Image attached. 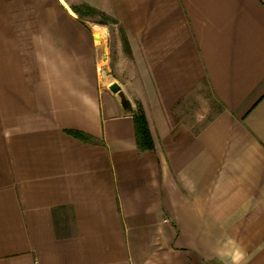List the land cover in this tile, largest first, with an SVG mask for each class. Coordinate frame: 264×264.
Here are the masks:
<instances>
[{"label":"crops","instance_id":"0c3cea01","mask_svg":"<svg viewBox=\"0 0 264 264\" xmlns=\"http://www.w3.org/2000/svg\"><path fill=\"white\" fill-rule=\"evenodd\" d=\"M0 264H264V0H0Z\"/></svg>","mask_w":264,"mask_h":264},{"label":"trees","instance_id":"16d2710c","mask_svg":"<svg viewBox=\"0 0 264 264\" xmlns=\"http://www.w3.org/2000/svg\"><path fill=\"white\" fill-rule=\"evenodd\" d=\"M73 11L75 14H77L79 17H84L85 13H88L92 16L100 17L102 20H104L102 23H99L100 25L107 26V25H117V22L111 18H109L104 13L93 9L87 5H83L80 7H73ZM134 124H135V132H136V141L137 145L140 151H152L154 150V142L149 130L148 122L145 117V114L143 112V109L141 106L138 107V110L136 113H134ZM70 135L84 140L88 137L85 136L82 133L77 132H69Z\"/></svg>","mask_w":264,"mask_h":264},{"label":"rangeland","instance_id":"374dc122","mask_svg":"<svg viewBox=\"0 0 264 264\" xmlns=\"http://www.w3.org/2000/svg\"><path fill=\"white\" fill-rule=\"evenodd\" d=\"M85 16L84 17H82L83 19H88V21H90L91 23H97V24H99V23H102L104 20H102L100 17H97V16H92V15H90V14H88V13H85L84 14ZM100 25V24H99ZM102 26V25H101ZM101 26H98L97 28H96V33L98 34H101V36H102V45L104 46L105 45V43H106V39L107 38H109V36H108V34H107V30H106V28H104V27H101ZM108 27H110V28H113V25L112 24H110V25H107ZM102 74H103V72H102ZM137 110H138V107H137Z\"/></svg>","mask_w":264,"mask_h":264},{"label":"water","instance_id":"95a60500","mask_svg":"<svg viewBox=\"0 0 264 264\" xmlns=\"http://www.w3.org/2000/svg\"><path fill=\"white\" fill-rule=\"evenodd\" d=\"M101 40H102V36H101ZM110 91L113 93V94H116V95H119L121 96V99H122V106L125 108V109H132L131 107V104L130 102L122 95L121 93V88L118 84H113L111 85L110 87Z\"/></svg>","mask_w":264,"mask_h":264},{"label":"bare ground","instance_id":"6f19581e","mask_svg":"<svg viewBox=\"0 0 264 264\" xmlns=\"http://www.w3.org/2000/svg\"><path fill=\"white\" fill-rule=\"evenodd\" d=\"M97 38L101 39V34L98 33L97 34Z\"/></svg>","mask_w":264,"mask_h":264}]
</instances>
